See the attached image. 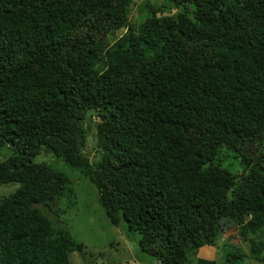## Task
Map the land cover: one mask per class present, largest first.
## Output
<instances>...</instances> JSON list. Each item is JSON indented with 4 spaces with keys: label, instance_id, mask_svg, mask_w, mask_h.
I'll return each mask as SVG.
<instances>
[{
    "label": "trees",
    "instance_id": "1",
    "mask_svg": "<svg viewBox=\"0 0 264 264\" xmlns=\"http://www.w3.org/2000/svg\"><path fill=\"white\" fill-rule=\"evenodd\" d=\"M162 1L0 0V186L18 185L0 199V264L97 258L64 224L71 181L42 152L153 264H214L194 256L229 229L220 264L264 263V0Z\"/></svg>",
    "mask_w": 264,
    "mask_h": 264
},
{
    "label": "rangeland",
    "instance_id": "2",
    "mask_svg": "<svg viewBox=\"0 0 264 264\" xmlns=\"http://www.w3.org/2000/svg\"><path fill=\"white\" fill-rule=\"evenodd\" d=\"M163 1V3H168L167 0ZM92 129L94 130V128ZM93 130L89 129L86 147L84 148V153L89 157L93 153L91 149L94 142ZM262 150L264 152V144ZM227 154V151L221 150L218 155L221 166L234 174H239L240 167L237 161L232 159L230 155L227 156ZM34 161L45 162L70 179L72 192L69 195L71 197L62 199L59 203L62 210L61 218L74 240L83 245V250L97 257L94 258V264H153L148 256L139 252L137 246L138 235L136 233L127 232L123 223L114 227L108 222L98 204L95 187L77 170L69 167L50 153L42 152ZM17 187V184L0 186V199L14 192ZM254 238L264 240V227L255 232ZM223 242L234 244L238 242L234 229L224 231L221 238L216 240L215 245L209 248L211 250L206 249L203 252H209L210 259H212L209 261H213L214 264L222 262L221 246ZM240 247L247 253V242L241 243ZM194 258L201 259L200 255H195ZM195 262L190 257V262L186 264H195ZM68 264H86V262L81 259L78 253H72ZM240 264L264 263L246 259Z\"/></svg>",
    "mask_w": 264,
    "mask_h": 264
},
{
    "label": "crops",
    "instance_id": "3",
    "mask_svg": "<svg viewBox=\"0 0 264 264\" xmlns=\"http://www.w3.org/2000/svg\"><path fill=\"white\" fill-rule=\"evenodd\" d=\"M209 248H211V247H208V246H203V247H201V248L197 251L196 255H200L201 259H204V260H208V261H209V260H212V259H210L209 252L203 253L206 249H207V250H211V249H209Z\"/></svg>",
    "mask_w": 264,
    "mask_h": 264
},
{
    "label": "built area",
    "instance_id": "4",
    "mask_svg": "<svg viewBox=\"0 0 264 264\" xmlns=\"http://www.w3.org/2000/svg\"><path fill=\"white\" fill-rule=\"evenodd\" d=\"M155 264H160L159 262H156Z\"/></svg>",
    "mask_w": 264,
    "mask_h": 264
}]
</instances>
